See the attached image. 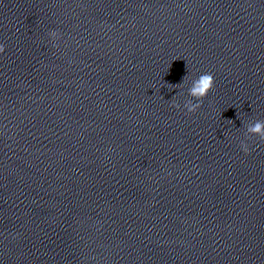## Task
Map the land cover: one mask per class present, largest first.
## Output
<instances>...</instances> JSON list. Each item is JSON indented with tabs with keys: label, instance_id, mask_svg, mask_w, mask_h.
Listing matches in <instances>:
<instances>
[{
	"label": "clouds",
	"instance_id": "obj_1",
	"mask_svg": "<svg viewBox=\"0 0 264 264\" xmlns=\"http://www.w3.org/2000/svg\"><path fill=\"white\" fill-rule=\"evenodd\" d=\"M49 35L53 38V40H56L59 38L60 34L57 31H52L49 33ZM4 51V45L0 44V54H2ZM214 85L215 80L211 73L202 74L193 81L192 86L188 90V95L196 102H193V100H187L184 103L183 107L187 110V113H195L202 106V101L207 97L209 92L213 90ZM172 106L177 109L180 108V104L178 103H174ZM247 134L258 136L261 141H264V121H256L254 124L248 125ZM240 147L246 155L250 153L249 145L244 141H241Z\"/></svg>",
	"mask_w": 264,
	"mask_h": 264
}]
</instances>
